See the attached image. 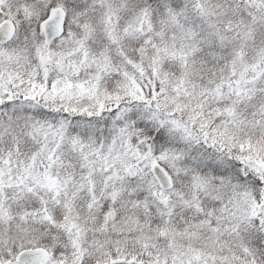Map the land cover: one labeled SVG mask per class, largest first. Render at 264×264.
I'll return each instance as SVG.
<instances>
[{
  "label": "snow or ice",
  "instance_id": "snow-or-ice-1",
  "mask_svg": "<svg viewBox=\"0 0 264 264\" xmlns=\"http://www.w3.org/2000/svg\"><path fill=\"white\" fill-rule=\"evenodd\" d=\"M0 264H264V0H0Z\"/></svg>",
  "mask_w": 264,
  "mask_h": 264
}]
</instances>
